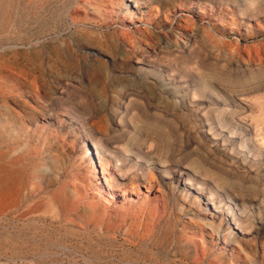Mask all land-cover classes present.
Here are the masks:
<instances>
[{
	"label": "rangeland",
	"instance_id": "1",
	"mask_svg": "<svg viewBox=\"0 0 264 264\" xmlns=\"http://www.w3.org/2000/svg\"><path fill=\"white\" fill-rule=\"evenodd\" d=\"M0 184V264H264V0H0Z\"/></svg>",
	"mask_w": 264,
	"mask_h": 264
},
{
	"label": "bare ground",
	"instance_id": "2",
	"mask_svg": "<svg viewBox=\"0 0 264 264\" xmlns=\"http://www.w3.org/2000/svg\"><path fill=\"white\" fill-rule=\"evenodd\" d=\"M135 7H136V6H135ZM96 151L98 152V149H97V148H95V152H96ZM97 152H96V153H97ZM96 153H95V154H96ZM92 158H93V156H91V164H90L91 167H92V165H93V163H92V162H93ZM101 166H102V164H101ZM92 168H93V167H92ZM94 168H95V167H94ZM104 171H105L104 166H102V173H101V174H102L103 176L105 175ZM166 173H167L168 175H171V174H170V171H168V170H166ZM122 175H123V174H122ZM105 181H106V183H108V182H112L113 179H111V178H110V179L106 178ZM0 185H1V184H0ZM99 185H100V184H99ZM145 188H147V189H149V190L151 189L150 185H148L147 187L145 186ZM132 190H135V187H134V188L132 187ZM149 190H148V191H149ZM225 213H226V212H225ZM233 213H234V212H233ZM225 219H226V218H225ZM233 220L235 221V219H233ZM247 222H248V224H250V222H249L248 220H247Z\"/></svg>",
	"mask_w": 264,
	"mask_h": 264
}]
</instances>
